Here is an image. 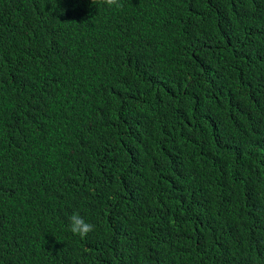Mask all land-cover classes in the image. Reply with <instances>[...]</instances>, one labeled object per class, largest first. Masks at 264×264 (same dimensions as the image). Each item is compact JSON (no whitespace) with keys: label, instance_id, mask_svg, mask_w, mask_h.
<instances>
[{"label":"trees","instance_id":"obj_1","mask_svg":"<svg viewBox=\"0 0 264 264\" xmlns=\"http://www.w3.org/2000/svg\"><path fill=\"white\" fill-rule=\"evenodd\" d=\"M122 3L0 0V264H264V0Z\"/></svg>","mask_w":264,"mask_h":264},{"label":"clouds","instance_id":"obj_2","mask_svg":"<svg viewBox=\"0 0 264 264\" xmlns=\"http://www.w3.org/2000/svg\"><path fill=\"white\" fill-rule=\"evenodd\" d=\"M91 3L93 6L106 7L108 9H121L123 7L122 0H91ZM69 222L70 231L81 239H85L96 228L94 224L89 223L78 212L73 213L69 217Z\"/></svg>","mask_w":264,"mask_h":264}]
</instances>
